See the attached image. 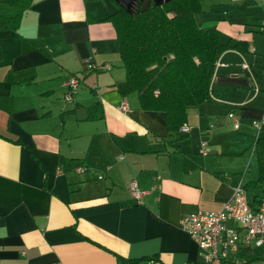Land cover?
<instances>
[{
    "label": "crops",
    "instance_id": "1",
    "mask_svg": "<svg viewBox=\"0 0 264 264\" xmlns=\"http://www.w3.org/2000/svg\"><path fill=\"white\" fill-rule=\"evenodd\" d=\"M199 1L198 27L218 32L227 49L209 100L188 110L187 132L172 135L162 112L116 89L125 70L107 21L113 1L32 0L15 32L0 31V264L203 263L183 217L219 211L233 188L258 177L264 0ZM255 249L237 256L264 264L247 262Z\"/></svg>",
    "mask_w": 264,
    "mask_h": 264
},
{
    "label": "trees",
    "instance_id": "2",
    "mask_svg": "<svg viewBox=\"0 0 264 264\" xmlns=\"http://www.w3.org/2000/svg\"><path fill=\"white\" fill-rule=\"evenodd\" d=\"M144 2L136 0L132 14L115 4L117 11L107 19L115 29L125 70V81L116 89L122 96L135 94L141 110L162 112L172 135L186 123L190 108L209 100L216 62L227 48L220 44L218 32L198 27L199 0H169L141 11ZM31 3L0 0V31L15 32ZM255 156L258 177L244 188L254 211L264 201V125L255 140ZM260 257L264 245L245 256L247 262Z\"/></svg>",
    "mask_w": 264,
    "mask_h": 264
},
{
    "label": "built area",
    "instance_id": "3",
    "mask_svg": "<svg viewBox=\"0 0 264 264\" xmlns=\"http://www.w3.org/2000/svg\"><path fill=\"white\" fill-rule=\"evenodd\" d=\"M92 68V65H89ZM109 70V66H104ZM80 81L76 76H69L64 96L66 102H71L77 94ZM127 105L122 102L120 110L127 111ZM231 117V116H230ZM259 131L264 120L254 123ZM238 124L234 123V128ZM187 127L182 126L181 132H187ZM201 154H208L206 143H201ZM85 168H78V173L85 172ZM131 196L141 201L144 195L138 188L136 182L128 185ZM182 231L199 247L203 253L202 264H243L237 256L239 248H258L264 245V201L260 203L257 210H252L245 190L239 185L233 188L230 199L219 211H198L183 217ZM151 264H157L152 261Z\"/></svg>",
    "mask_w": 264,
    "mask_h": 264
},
{
    "label": "water",
    "instance_id": "4",
    "mask_svg": "<svg viewBox=\"0 0 264 264\" xmlns=\"http://www.w3.org/2000/svg\"><path fill=\"white\" fill-rule=\"evenodd\" d=\"M114 4H116L120 9L124 10L128 14H132V6L135 3L136 0H111ZM169 0H145L141 11H145L148 6L156 7L160 6L163 3L168 2ZM77 119L78 120H84L87 118V113L85 110H78L76 112Z\"/></svg>",
    "mask_w": 264,
    "mask_h": 264
},
{
    "label": "rangeland",
    "instance_id": "5",
    "mask_svg": "<svg viewBox=\"0 0 264 264\" xmlns=\"http://www.w3.org/2000/svg\"><path fill=\"white\" fill-rule=\"evenodd\" d=\"M81 90H84L85 91V88L82 86V89ZM84 98L85 99H88V100H90L92 103H93V106H92V108L95 106V104H94V101H95V99L92 97V95L90 94V92L89 93H87L86 92V94L84 95ZM70 103H73V102H70ZM85 110V109H84ZM244 189V188H243ZM245 190V189H244ZM246 192V191H245ZM247 194V193H246ZM247 198H248V195H247ZM248 201H249V199H248ZM243 261V260H242ZM243 264H244V262H243ZM258 264H261V262H259Z\"/></svg>",
    "mask_w": 264,
    "mask_h": 264
}]
</instances>
